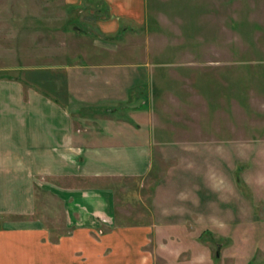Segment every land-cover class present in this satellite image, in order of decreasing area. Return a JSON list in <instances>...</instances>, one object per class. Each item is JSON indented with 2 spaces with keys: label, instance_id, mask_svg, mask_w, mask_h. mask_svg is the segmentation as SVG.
I'll use <instances>...</instances> for the list:
<instances>
[{
  "label": "rangeland",
  "instance_id": "374dc122",
  "mask_svg": "<svg viewBox=\"0 0 264 264\" xmlns=\"http://www.w3.org/2000/svg\"><path fill=\"white\" fill-rule=\"evenodd\" d=\"M88 59L126 89L91 117L151 146L149 174L116 186L146 263L264 264V0H0V77L65 106L64 68L87 76ZM44 200L55 240L68 230Z\"/></svg>",
  "mask_w": 264,
  "mask_h": 264
},
{
  "label": "crops",
  "instance_id": "0c3cea01",
  "mask_svg": "<svg viewBox=\"0 0 264 264\" xmlns=\"http://www.w3.org/2000/svg\"><path fill=\"white\" fill-rule=\"evenodd\" d=\"M88 61L87 76L64 68L65 106L31 79L0 77V264H147L148 230L116 225V186L149 174L151 146L91 117L126 89L112 96ZM44 198L68 230L55 240L36 217Z\"/></svg>",
  "mask_w": 264,
  "mask_h": 264
}]
</instances>
